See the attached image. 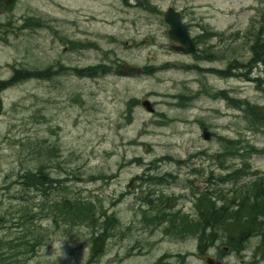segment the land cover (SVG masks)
<instances>
[{"label":"rangeland","instance_id":"obj_1","mask_svg":"<svg viewBox=\"0 0 264 264\" xmlns=\"http://www.w3.org/2000/svg\"><path fill=\"white\" fill-rule=\"evenodd\" d=\"M148 2L157 11H145L137 0H16L13 7L0 2L2 81L9 78L13 67L43 68L57 63L78 68L104 63L117 69L125 61L147 72L119 76L109 69L94 77L68 72L48 80L32 78L0 91V240L20 244L8 259L10 263L85 264L91 235L101 230L109 235L103 251L90 264H150L153 255L155 261L164 252L195 253L197 237H188L194 234L186 233L185 238L164 235L162 226L154 229L153 247L149 225L143 223L135 210L140 205L134 201L152 191L162 192L177 198L176 209L194 217L193 193L209 184L211 172L221 174L217 154L225 144L222 138L233 139L230 148L234 149L246 143L264 148V128L251 129L248 124L255 125L249 121L250 115L246 118L237 102L245 99L264 104V66L250 73L231 69L249 76L248 80L238 75L220 77L212 71L234 64L233 58L247 60L249 38L245 37L251 21L264 16L261 0ZM170 6L179 11L192 36L200 34L199 54L205 52L210 61H193L191 55L171 48L173 41L163 19ZM30 17L44 25L29 28L24 20ZM205 28L221 36L215 37ZM62 36L67 39L63 41ZM69 39L85 44L72 48ZM195 62L200 72L184 68ZM162 65L166 68L156 69ZM220 89L232 99L226 101L219 95ZM181 94L192 99L181 98ZM145 99L151 106L154 103V113L141 104ZM203 126L210 135L208 140L202 139ZM49 148H55L57 155L36 156L40 149ZM160 157L169 159L157 162ZM39 161H51L54 168L48 172L61 182L43 191L24 190L17 183L18 175ZM250 162L252 169L264 173V153L253 155ZM238 163L229 156L225 160L232 168L239 167ZM147 164L154 167V174H174L176 184L145 183L150 173ZM131 178L133 188L129 189L126 185ZM230 189V185L222 187L226 194ZM52 200L86 202V216L94 205L93 213L102 223L99 227L57 225L46 213ZM22 205L29 207L27 219H23ZM107 216L110 220L105 222ZM34 238L35 249L28 251L25 241ZM256 243L253 237L242 248H227L220 254L228 246L218 240L204 247V254L169 261L206 264L204 256H218L226 264H244L252 251L263 253L264 259V246Z\"/></svg>","mask_w":264,"mask_h":264},{"label":"trees","instance_id":"obj_2","mask_svg":"<svg viewBox=\"0 0 264 264\" xmlns=\"http://www.w3.org/2000/svg\"><path fill=\"white\" fill-rule=\"evenodd\" d=\"M0 2L2 4L7 3L8 6L13 7L16 0H0ZM140 6L143 9H151L147 5V2L140 3ZM24 23H26L29 28L34 25H44L40 19L31 17L24 20ZM252 35L253 39L249 46L251 51L250 58L247 59L245 64H240L236 68L247 66L245 68L250 70L254 66L264 64V30H261V27L256 28L252 31ZM61 39L64 41V39L67 38L62 36ZM68 42L72 48H78L85 44L78 41L72 42L70 39ZM92 45L95 47V44ZM67 48L69 49L68 46ZM106 68L108 67L104 63L88 66L86 68L67 66L62 63L48 65L43 68L13 67L12 74L8 79L4 81L0 80V91L6 87L32 78L48 80L61 73L65 74L71 72L79 77H94L98 73H105ZM221 73L225 75L223 72ZM237 102L239 106L243 107L246 115H250L253 121L262 124L261 126L264 127V106L259 107L251 105V103L241 100ZM221 140L224 141L225 144L223 145V149L217 154V160L218 165H220L218 168L224 173L221 171V174L214 175L211 172L207 178L209 184L205 185L202 190L193 193V203L196 211L194 217L180 210H173L172 208L177 201V198L173 196L164 194V196H161L162 198L154 199V201H156L154 202V213L155 216L159 217L154 220V225H162L165 232L171 235L184 236L186 233L194 234L197 237L198 249H204V247L218 239L223 244H226L229 249L238 250L247 243L248 238L252 234H258L260 240L264 242V220L260 219L264 217V174H257L256 171H251V166L248 162L252 153H262V150L258 151L248 143L245 145L241 144L238 149H234L230 148V146L233 145L232 143L235 142L233 139L222 138ZM236 144H238V141H236ZM54 151H56L55 148H49L47 150L40 149L36 152V156L44 157L50 154L51 158L57 155ZM227 156L237 160L239 162L237 166L239 167L232 168L231 166H227L225 164ZM35 166L34 168H24L21 174L18 175L19 180H17V183L22 185L24 190L34 189L36 191H43L56 185L55 183L61 182L58 178L52 177L53 175L51 176L48 172V169L54 168L51 161L49 163H46V161H39ZM56 166H59V163H57ZM151 169L152 168H147V171H151ZM59 173L64 174L62 172ZM154 175H147L144 182L152 185L175 183V176H172L169 172H166L162 176ZM246 176L251 178L248 185H246L248 188L244 186V188L240 187L239 189L233 190L234 184ZM94 179H96V177H94ZM224 185H230L231 187L228 194L222 191ZM150 195L151 194L148 196ZM157 196H160V194L157 193L156 196L154 195V197ZM90 202L93 204L92 200H90ZM85 203L86 202H81V200H76L70 204H67L66 201L60 203L58 200H52L48 207H46V213L52 215L51 217L57 225L58 222H62L63 225L88 224L90 227H99L102 220L93 213L96 206L91 205L94 209L91 211L90 215L86 216L85 212L87 209L83 210ZM21 209L25 215L23 219H27L30 215L29 207L22 205ZM170 209L172 210L170 211ZM109 220L110 218L107 216L105 222ZM216 232L222 234V236L218 238ZM108 235L109 231L107 232L105 230L98 231L91 235V252L85 264L93 262L102 252ZM35 241L36 238H34L33 242L25 241L28 245V251H33L35 249ZM19 245V242L13 239L0 240V264H12L8 259L14 257V254L18 251L17 248ZM255 253L254 251L252 260L247 264L254 263L255 260L253 257ZM167 255L168 254L162 255L154 264H170L164 261Z\"/></svg>","mask_w":264,"mask_h":264},{"label":"water","instance_id":"obj_3","mask_svg":"<svg viewBox=\"0 0 264 264\" xmlns=\"http://www.w3.org/2000/svg\"><path fill=\"white\" fill-rule=\"evenodd\" d=\"M164 19L170 26L168 30L169 37L179 43V45L175 46L174 48L184 53L193 52L194 51L193 42L189 37L186 27L180 22L178 13L174 12L170 8L165 13ZM127 67L130 69H136L134 66H131L127 63H123L121 66V70L119 71V74H125V72H123V68H127ZM203 135L204 138H208V134L206 132H204ZM131 186H132V180L128 184V187ZM207 262L209 264H213V263L220 264L219 262H213V260L210 258L207 259Z\"/></svg>","mask_w":264,"mask_h":264},{"label":"flooded vegetation","instance_id":"obj_4","mask_svg":"<svg viewBox=\"0 0 264 264\" xmlns=\"http://www.w3.org/2000/svg\"><path fill=\"white\" fill-rule=\"evenodd\" d=\"M148 202H151L150 210H151V215H152V218H153V221H152V225H153L152 235H153V247H154V200L148 201ZM152 264H154V255H153V258H152Z\"/></svg>","mask_w":264,"mask_h":264},{"label":"bare ground","instance_id":"obj_5","mask_svg":"<svg viewBox=\"0 0 264 264\" xmlns=\"http://www.w3.org/2000/svg\"><path fill=\"white\" fill-rule=\"evenodd\" d=\"M4 4L7 5V3H4ZM1 6H2V5H1ZM78 48H79V47H78ZM74 75H75V74H74ZM81 77H85V76H81ZM141 226H142L143 228H145L143 224H142ZM103 249H104V247H103ZM103 249H102V251H103Z\"/></svg>","mask_w":264,"mask_h":264}]
</instances>
